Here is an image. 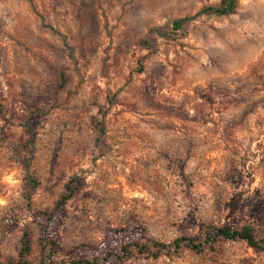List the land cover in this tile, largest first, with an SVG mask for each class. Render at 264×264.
I'll list each match as a JSON object with an SVG mask.
<instances>
[{"label":"rangeland","instance_id":"obj_1","mask_svg":"<svg viewBox=\"0 0 264 264\" xmlns=\"http://www.w3.org/2000/svg\"><path fill=\"white\" fill-rule=\"evenodd\" d=\"M218 2L0 0V264L15 263L24 229L39 264L34 218L71 177L60 253L91 260L209 224L249 226L264 245V0L203 11ZM177 19L171 37L153 31ZM131 254L121 264H264L242 241Z\"/></svg>","mask_w":264,"mask_h":264},{"label":"trees","instance_id":"obj_2","mask_svg":"<svg viewBox=\"0 0 264 264\" xmlns=\"http://www.w3.org/2000/svg\"><path fill=\"white\" fill-rule=\"evenodd\" d=\"M236 0H219L216 7H206L203 11L215 14L216 16H227L234 13ZM185 19H177L172 21L171 32L154 29L153 31L162 38H169L174 32L178 31ZM144 49L147 46L144 41L139 42ZM26 142V161L25 165L32 157L33 137L32 130L29 124H24ZM26 167L25 172V200L30 199L31 194L38 185L36 177L28 172ZM81 180L76 177H71L64 185V190L60 194L58 200L53 204L51 212L38 213L34 218V223L38 229L39 241V264H121L122 262L132 257V252H137L139 255H146L152 259H156L160 254L175 253L178 249H185L194 254H200L206 250H212L221 242L242 241L247 247L253 251L264 252V245H260L259 241L253 237L252 230L249 226H241L238 229L231 228L226 225L209 224L200 229L199 233L191 237H180L173 240L169 244H161L152 242L149 245H141L139 239L120 242L115 250L106 252L101 258L96 257L91 260L82 259L74 253H60L56 247L57 233L56 228L61 225L64 218V207L67 202L76 194L79 182ZM8 220L15 221L7 216ZM11 223V222H10ZM20 247L17 252V258L14 264H30V256L32 245L30 240V232L24 229L21 233Z\"/></svg>","mask_w":264,"mask_h":264}]
</instances>
